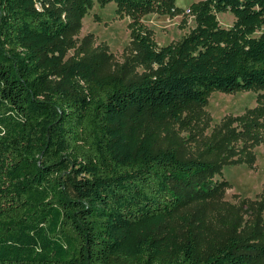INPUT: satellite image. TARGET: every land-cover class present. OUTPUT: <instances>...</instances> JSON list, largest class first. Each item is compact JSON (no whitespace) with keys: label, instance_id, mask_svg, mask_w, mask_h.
I'll use <instances>...</instances> for the list:
<instances>
[{"label":"trees","instance_id":"16d2710c","mask_svg":"<svg viewBox=\"0 0 264 264\" xmlns=\"http://www.w3.org/2000/svg\"><path fill=\"white\" fill-rule=\"evenodd\" d=\"M102 1L138 15L174 4ZM92 3L0 0V264H264L261 230L205 254L193 228L161 235L181 206L216 195L222 165L157 147L144 130L213 91L264 89V0L194 3L196 27L160 48L136 23L147 71L135 79L62 64L68 17ZM228 10L224 28L217 12Z\"/></svg>","mask_w":264,"mask_h":264},{"label":"rangeland","instance_id":"374dc122","mask_svg":"<svg viewBox=\"0 0 264 264\" xmlns=\"http://www.w3.org/2000/svg\"><path fill=\"white\" fill-rule=\"evenodd\" d=\"M200 1L174 0L165 10L138 15L115 1L93 0L83 16L68 17L72 24L61 62L85 63L99 77L135 79L147 71L134 41L135 24L150 31L158 48L178 42L196 27L191 5ZM217 18L224 28L236 20L229 10L217 12ZM144 130L157 147H173L183 157L219 160L222 165L212 178L220 185L216 195L181 206L163 223L161 235L183 238L193 228L201 254L231 233L261 230L264 237V89L213 91L206 105H190L178 120H152Z\"/></svg>","mask_w":264,"mask_h":264}]
</instances>
